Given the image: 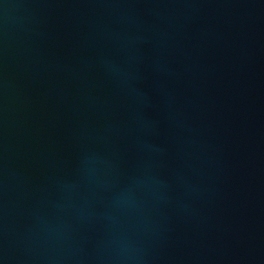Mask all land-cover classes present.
<instances>
[{
    "label": "water",
    "instance_id": "water-1",
    "mask_svg": "<svg viewBox=\"0 0 264 264\" xmlns=\"http://www.w3.org/2000/svg\"><path fill=\"white\" fill-rule=\"evenodd\" d=\"M0 264H264V0H0Z\"/></svg>",
    "mask_w": 264,
    "mask_h": 264
}]
</instances>
